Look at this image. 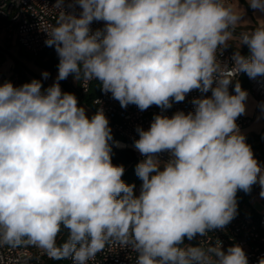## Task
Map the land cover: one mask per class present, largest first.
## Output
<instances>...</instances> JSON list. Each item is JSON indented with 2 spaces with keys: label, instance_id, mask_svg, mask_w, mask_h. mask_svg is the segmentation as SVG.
<instances>
[{
  "label": "clouds",
  "instance_id": "clouds-1",
  "mask_svg": "<svg viewBox=\"0 0 264 264\" xmlns=\"http://www.w3.org/2000/svg\"><path fill=\"white\" fill-rule=\"evenodd\" d=\"M62 0H57L60 9ZM79 15L60 11L46 28L58 76L42 91L41 80L0 84V247L32 246L52 260L96 264L106 246L136 253L135 264H249L244 248L226 249L209 233L237 215V193L259 185L264 165L254 157L238 117L247 91L239 82L264 77V23L239 34L249 54L235 51L232 64L218 58L242 23L227 0H75ZM264 11V0H248ZM94 21L103 28L91 29ZM239 46V48H240ZM42 73L44 79L49 77ZM72 75L85 91L98 81L122 108L170 109L188 93L194 111L155 114L137 127L135 166L142 181L123 179L112 163V130L102 108L89 117L60 81ZM167 153L161 161L159 155ZM66 230L67 237L58 243ZM200 244L185 245L197 236ZM258 264H264V256Z\"/></svg>",
  "mask_w": 264,
  "mask_h": 264
},
{
  "label": "built area",
  "instance_id": "built-area-1",
  "mask_svg": "<svg viewBox=\"0 0 264 264\" xmlns=\"http://www.w3.org/2000/svg\"><path fill=\"white\" fill-rule=\"evenodd\" d=\"M56 3L57 0H0V23L6 37L11 38L16 34L18 45L33 56L42 52H52L58 57L54 47L46 46L45 41L48 37L44 30L56 24L61 10L78 16L81 9L75 4V0H62L60 9L55 7ZM103 26L104 22L94 21L90 27L95 31L98 28H103ZM233 53L234 51L227 46L220 52L218 50V58L231 66ZM248 54L249 51L242 53V55ZM241 73L229 85L231 94H235L234 86ZM247 78L248 88L256 98V111H264V77L258 76L253 79L247 76ZM83 83L82 80H79L82 93H87L91 84L95 85L96 91L92 98L94 113L98 108L103 109L109 120V126L115 133V138L112 140L113 144L118 148H130L139 162L144 157L134 148V140L139 138L136 131L138 126L147 130L155 114H163L169 117L176 111H183L187 114L194 111L192 103L194 98L211 96V91L201 93L199 90H193L186 95L183 102H173L170 109L162 111L161 108L153 105L147 110L141 111L135 105L122 108L119 101L112 98L111 93H104L101 90L98 81L89 82L86 91L82 86ZM252 122V118L245 115H241L236 121L240 129ZM254 157L261 165L264 163L260 152H254ZM159 158L161 161H166L169 157L167 153H161ZM237 202L236 217L223 230H215L209 233L210 239L212 241L219 239L223 242L225 249L233 244L241 245L246 252L249 264H258L259 258L264 256V208L256 209L241 201L239 191ZM205 239L206 237L198 235L191 241L185 239L184 244L196 246ZM135 257L136 253L131 249L122 248L118 243H112L106 246L103 252L97 254L96 264H135ZM47 258L49 257L43 250L32 246L0 247V264H44ZM66 264H73V262L71 259H67Z\"/></svg>",
  "mask_w": 264,
  "mask_h": 264
},
{
  "label": "rangeland",
  "instance_id": "rangeland-1",
  "mask_svg": "<svg viewBox=\"0 0 264 264\" xmlns=\"http://www.w3.org/2000/svg\"><path fill=\"white\" fill-rule=\"evenodd\" d=\"M233 40L235 44H239L238 40ZM36 56L29 54L18 45L16 34L11 38L6 37L5 31L0 28V74H2L8 82H11L14 86L18 87L24 83H30L33 79H37L42 82V90L52 85L58 76V69L50 70L44 65L43 61L50 59L48 55H41V60L37 59ZM45 71L50 74L47 79H44L42 76V73ZM68 79L72 86L75 87L76 80L73 77H70V75ZM60 87L63 92H67L61 83ZM92 91H96L95 85L92 88ZM78 103L86 109V113L89 117L94 114L92 108L85 100L80 101L78 99ZM261 114L262 117H264V111H261ZM262 165H264V163H262ZM259 192L260 187H258L253 193L245 195L249 203L256 209L264 208V198L259 196Z\"/></svg>",
  "mask_w": 264,
  "mask_h": 264
},
{
  "label": "trees",
  "instance_id": "trees-1",
  "mask_svg": "<svg viewBox=\"0 0 264 264\" xmlns=\"http://www.w3.org/2000/svg\"><path fill=\"white\" fill-rule=\"evenodd\" d=\"M1 26L2 25L0 23V28H2ZM41 55H48V57L50 58L49 60L43 61L46 67H48L50 70L58 69L57 65L59 63V58L56 57L54 53L42 52L38 54L36 58L41 60L42 59ZM241 74H243V72ZM70 77H73V76L70 75ZM60 83L64 87L65 91L74 94L77 97V99H79L80 101L85 100L94 112V104H93V99H92L95 95V92L92 91L94 84H91V88L87 93H82L80 91L79 81L77 80H76L75 87L72 86L68 78L65 80H61ZM245 87H246V83L241 84L242 89H244ZM112 136L114 139L115 133L113 131H112ZM245 136H246V142L251 146L252 150L253 151L256 150L261 153L262 162H264V131H261L259 133H254V134H247ZM110 144L112 146V163L115 165L122 164L125 167V173L122 179L127 184H135L136 185L135 193L138 195L139 188H140L142 181L135 174V166L137 165V163H139V161L137 160L135 154H133V151L130 148H118L113 144V141H110ZM258 187L259 185H254L251 193H253ZM239 193H240V200L250 204L248 199L245 197L246 193H244L243 191H239ZM66 237H67V232L66 230H64L60 233L58 237V243L62 242L64 239H66ZM44 264H66V260H52V259L47 258Z\"/></svg>",
  "mask_w": 264,
  "mask_h": 264
},
{
  "label": "crops",
  "instance_id": "crops-1",
  "mask_svg": "<svg viewBox=\"0 0 264 264\" xmlns=\"http://www.w3.org/2000/svg\"><path fill=\"white\" fill-rule=\"evenodd\" d=\"M228 3L232 4L237 12L243 11V16L241 18L242 23H240L236 29L234 30L233 39L239 41V34L244 31H251L255 27H257L260 23H264V11H260L258 9H253L249 6L248 0H227ZM229 42L228 47L234 52L239 49L240 53H246L248 50L246 45L235 44L234 40ZM240 46V48H239ZM247 74H240L237 78V82L241 84L246 83V87L243 89L247 91L248 98L245 101L246 112L245 116H250L252 118V123L242 129H240L241 133L244 135L254 134L264 131V117H262L261 111L257 112L255 107V95L248 88V79L246 78ZM8 82L6 78L0 74V84ZM258 152L256 150L253 151ZM251 205V204H250ZM252 206V205H251Z\"/></svg>",
  "mask_w": 264,
  "mask_h": 264
}]
</instances>
